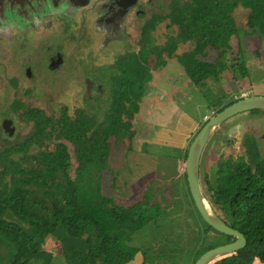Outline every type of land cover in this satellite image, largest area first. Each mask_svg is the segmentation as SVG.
I'll use <instances>...</instances> for the list:
<instances>
[{
	"label": "trees",
	"instance_id": "1",
	"mask_svg": "<svg viewBox=\"0 0 264 264\" xmlns=\"http://www.w3.org/2000/svg\"><path fill=\"white\" fill-rule=\"evenodd\" d=\"M245 6L251 12L248 19L251 31L246 33L247 36H257L264 40V0H252L250 4L245 3ZM238 33L234 24L219 22L216 35L211 37L208 31L206 36L216 42L220 52H227L232 38ZM225 56V53H221L217 62L221 71L228 69L223 60ZM237 65L234 67L243 69L241 64ZM215 74L214 71L213 75ZM147 80L144 70L140 73L125 71L121 91L114 92L116 103L111 110L109 128L92 131L89 141L84 139L83 134L79 135L80 140L75 146L82 157L77 170L78 179L74 183L66 179L60 162L43 169L37 166V161L33 162L34 158L30 159L29 165L33 164L35 173L20 176L21 170L18 168L15 171L16 166L10 172L13 162L11 153L1 155L0 264H53L47 263L42 257L47 253L45 247L50 239L60 244L66 264H132L137 261L138 256L144 257V264H151L147 255L143 256L142 250L133 244L137 233L150 225H157L160 214L153 213H159L160 210L165 211L167 223L173 224L174 228L175 222L184 225L186 229L190 228L189 239H192L194 246L185 248L190 255L186 259L194 254L193 264L205 252L235 241L204 223L190 197L185 173L174 176L175 179L172 180L151 183L144 189L141 199L128 206L117 204V200L105 195L103 173L110 170L109 173L113 174L112 189H116V177L121 175L117 172L123 171L109 166L110 155L114 151L110 140L115 138L114 144L120 150L127 144L126 139L131 143L135 139L130 120L144 96ZM138 81L141 83L140 87H137ZM233 103L234 100L229 105ZM225 107L217 110L213 116ZM263 112L254 111L250 115L256 118ZM157 128L161 130L160 138L153 131L151 140H162L166 133L163 139L168 141L161 145L153 143L156 158L166 157L178 166L186 163L188 149L196 133L191 134L187 142L185 138L179 150L174 151L175 157H172L171 150H174L173 146L179 140L177 131ZM35 147V143H28L21 153L29 154ZM243 148L245 152L236 160L230 156L213 165L210 174L204 177L207 191L202 185L201 171L204 196L213 207L222 212V219L247 240V246L243 250L216 260V264H264V156L257 139L247 132ZM131 149L129 146L128 150ZM143 151H147L146 146ZM42 156L40 154L38 158ZM124 163L126 171L130 172L129 163ZM18 165L22 166L24 163ZM158 189L169 192L170 197L163 193L158 196L161 193ZM156 190L158 192L154 193ZM58 191L64 193L63 199L52 196ZM61 202H65V205H59ZM203 224L207 234L214 232L221 243L213 246L205 244V248L199 250ZM193 225L201 231L200 236ZM171 230L172 227L168 226V234L172 235ZM174 256L170 264H178V260H181Z\"/></svg>",
	"mask_w": 264,
	"mask_h": 264
},
{
	"label": "flooded vegetation",
	"instance_id": "2",
	"mask_svg": "<svg viewBox=\"0 0 264 264\" xmlns=\"http://www.w3.org/2000/svg\"><path fill=\"white\" fill-rule=\"evenodd\" d=\"M251 1L0 0L1 155L13 150L10 147L14 144L23 148L28 143L40 146L49 139L50 132L52 135L62 125L66 132L73 127L68 134L73 136L74 145L80 134L89 141L92 131L108 129L116 103L114 92H120L122 87L123 62L135 57L127 46L133 33L139 34L140 46L154 53L160 51L156 55L158 62L172 56L174 46L185 41L195 45L188 54L194 53L193 62L188 64L199 66L200 71L202 65L217 64L221 53H225L223 60L228 62L230 52L234 53L231 42L227 52H220L206 32L214 37L219 22H230L239 30L234 16L239 12H249L250 16L245 3ZM162 25L170 35H166L162 47L151 48L148 38H153ZM118 43H124L127 49L112 54L111 48ZM202 45L206 46L204 55L209 49L216 51L213 62L199 59L197 51ZM108 55H112L111 62L106 61ZM240 55L241 51L235 60ZM140 84L138 81L137 87ZM151 84L154 82L148 79L135 109L147 108L149 99L157 98L158 92L149 89ZM160 94L158 100H163V93ZM73 102L77 110L71 117ZM151 107L156 108L153 123L165 128L158 119L160 114H166L165 110L158 105ZM95 109L105 111L100 117ZM133 121L130 123L136 135ZM74 123L79 125L73 126ZM213 208L222 218L218 208Z\"/></svg>",
	"mask_w": 264,
	"mask_h": 264
},
{
	"label": "rangeland",
	"instance_id": "3",
	"mask_svg": "<svg viewBox=\"0 0 264 264\" xmlns=\"http://www.w3.org/2000/svg\"><path fill=\"white\" fill-rule=\"evenodd\" d=\"M248 17L249 12H239L234 16L241 32L238 30L239 33L231 40L234 53L230 52L228 56V62L231 63L232 61V64L226 62L228 66V69L225 70L226 72L221 71V68L217 67L218 64H211L210 66L202 65L201 71L199 66L196 68L195 64L189 65V62H193L194 53L188 54L194 50L195 46L190 41L181 42L177 47L174 46L173 55L165 58L162 62H158L156 55H160L158 53L160 51H156L155 53L151 50L149 51L146 47L140 46L139 34L133 33L131 35L132 39L127 46L132 48L135 57H133V60L128 59L124 61L122 68L124 71L131 70L137 73L144 70L146 77L155 84H151L149 89L152 92L157 91L158 93L157 98L149 99L147 108H138L133 112L132 120L134 121L132 123L136 135L132 143L126 139L127 144L119 150L114 144L115 139L110 140L114 151L110 155L109 166L123 171L117 172V174L121 175L118 178L116 177V189H112L113 174L109 173L110 170L103 173V182L106 184L104 193L107 197H113L117 200V204L128 206L139 201L144 189L151 183L172 180L175 179L174 176L185 173V163H180L178 166L174 162L171 163L166 157L162 159V157L156 158L154 155V150L156 149L153 143L156 142L161 145L162 143H167L168 139H163L166 137V133H164L162 140H151V133L153 134V131L155 132V136L159 135V138L161 132L152 121L157 116L153 114L156 108L151 106L158 105L162 107L166 114L164 116L160 114L158 116L159 121H161L168 131L169 129L177 131L176 135L179 140L174 144V150H171L173 151L171 156L175 157L174 151L177 152L176 150H179V146L184 143V139L186 138L187 142L191 134L196 133L197 135L201 126H203L202 124L210 120L217 110L229 105L233 100L235 102L249 96H264V40L257 36L248 37L246 35V33H250L251 31L248 26ZM167 34L170 35L169 32L165 31V26H160L153 38H148L151 48L159 49V46L162 47ZM213 46L216 47L215 45ZM205 47L204 45L199 47L197 51L200 55L198 56L199 59H202V62H213L216 58V51L209 49L207 53L205 52L207 54L205 56L203 54L206 49ZM126 49L127 47L124 43H118L111 48V51L113 54L120 53ZM240 51L241 55L239 59L235 60V56ZM111 60L112 55H108L106 61L111 62ZM237 64L243 66V71L234 67L238 66ZM214 71L218 73L217 78L213 75ZM232 77L233 79H231ZM160 93H163V100H158ZM108 107L107 105L105 110ZM70 108V116L74 117L77 110L74 102L70 105ZM105 110L100 111L95 109L94 112L99 111L98 114L101 117L102 112ZM58 116L60 115H56V117ZM77 124L74 123L73 126ZM60 127L56 132L53 130V134L55 135H51L50 132L54 140L51 141V136L49 135L47 141L44 140L40 146L38 145L33 148L29 154L21 153L22 146H18L17 144L12 145L10 148L13 147V150L9 151L13 159L10 172L16 166L15 171L18 168L21 170L20 176L35 173L33 164L29 165V160L33 158L35 159L33 162L37 161V166L43 169L55 165L56 162H60L66 179L70 183H74L78 179L77 170L81 164L80 158L82 154L76 149L77 143H75V146L73 136L68 134L72 131L73 127L70 130L67 129V132L65 131L66 127L63 125ZM246 132L257 139L264 156V112L257 115L256 118L250 115V113L232 118L216 132L204 152L201 171L202 185L205 191H207V186L205 185L204 177L210 174L213 165H216L221 159H227L230 156L236 160L245 152L243 140ZM129 146L132 147L131 150H128ZM145 146L147 151H143ZM40 154L43 156L39 159L38 155ZM0 161H2L1 153ZM124 162L129 163L130 172L126 171ZM18 163H24V165L20 166ZM2 168H0V171H3ZM40 171L43 173L42 170ZM158 191L161 192L158 196H161L163 193L164 196L170 197L168 195L169 192L159 189ZM158 191L156 190L154 193ZM65 194L68 195L67 192ZM52 196L55 198L61 197L62 199L65 197L61 191L53 193ZM59 205L63 206L65 202H61ZM153 214H160L157 225H150L137 233L133 245L142 250L143 256L147 255L148 261L151 264H168L172 262L174 255H177L174 256L177 259L181 258V260H178V264H187V261L188 264H193L195 259L194 254L190 259H186L189 253L185 248L194 246L192 239H189L190 228L186 229L184 225H178L176 222L174 228L173 224L167 223L168 219L164 216L165 211L163 210ZM219 214L223 216L220 210ZM168 226L173 229L171 230L172 235L168 234ZM194 229L200 236L201 231L198 230L199 228L194 226ZM202 237H204L203 233ZM207 240L205 244L209 246L221 243L214 232L207 234ZM204 245L202 246L201 242L199 249L205 248ZM45 250L47 253L42 256L44 261L47 263L53 262V264H66L61 253L60 244L56 241L50 239ZM190 253L192 254V252ZM143 258L142 256H138L137 261L132 264H144ZM215 262L213 264H216Z\"/></svg>",
	"mask_w": 264,
	"mask_h": 264
},
{
	"label": "water",
	"instance_id": "4",
	"mask_svg": "<svg viewBox=\"0 0 264 264\" xmlns=\"http://www.w3.org/2000/svg\"><path fill=\"white\" fill-rule=\"evenodd\" d=\"M254 111H264V96L245 97L225 107V109L204 124L189 146L185 163V174L187 176L188 191L196 209L204 223L219 234L236 239L233 243L222 245L206 252L197 260L196 264H212L214 261L243 250L247 246L245 236L230 227L215 212L208 199L204 196L201 186V163L206 147L225 123L238 115ZM203 235L202 246L207 241L206 226L204 224Z\"/></svg>",
	"mask_w": 264,
	"mask_h": 264
}]
</instances>
